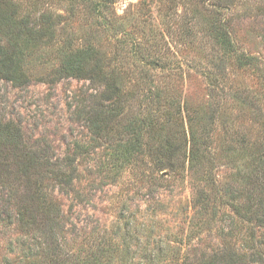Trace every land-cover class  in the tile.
Returning a JSON list of instances; mask_svg holds the SVG:
<instances>
[{
	"label": "rangeland",
	"instance_id": "rangeland-1",
	"mask_svg": "<svg viewBox=\"0 0 264 264\" xmlns=\"http://www.w3.org/2000/svg\"><path fill=\"white\" fill-rule=\"evenodd\" d=\"M13 1L19 15L49 16L53 29L47 43L20 45L28 81L0 78V122L18 126L30 144L48 145L52 161L72 159L74 189L52 192L67 218L66 250L76 255L68 264L88 255L99 256V264H181L225 246L247 252L242 264H264V228L235 215L229 200L264 153V0H235L231 7L229 0ZM217 24L242 58L215 40ZM89 46L111 57L108 69L123 76L127 97L123 118L103 137L92 134L81 111L101 85L79 77L49 81L62 55ZM154 57L162 60L153 67L143 61ZM210 106L209 142L200 148L202 163L190 170V129L201 127ZM154 121L159 131L150 129ZM135 122L143 127L142 146L128 155ZM239 135L246 148L235 143ZM165 139L181 147L174 172L155 171L147 156ZM193 181L209 191L208 206L194 207ZM234 193L236 203L246 194ZM20 236L16 222H0V264L25 261L32 240L22 247Z\"/></svg>",
	"mask_w": 264,
	"mask_h": 264
},
{
	"label": "trees",
	"instance_id": "trees-1",
	"mask_svg": "<svg viewBox=\"0 0 264 264\" xmlns=\"http://www.w3.org/2000/svg\"><path fill=\"white\" fill-rule=\"evenodd\" d=\"M234 1L229 0L230 7L234 6ZM219 4L220 0H218ZM17 5L13 0H0V78L21 84L28 81L30 76L19 64L20 45L37 44L43 41L47 43L48 39L52 38L53 23H50V17L44 14L38 20L24 14L19 15ZM213 33L215 40L226 46L236 59L242 58V55L232 49L233 41L225 26L215 25ZM62 56L60 67L51 72L49 81L54 82L60 77H79L87 79L92 84L101 85L99 94L93 95L89 104L84 105L81 111L84 113L83 117L88 128L95 137L108 136L114 128V123L123 118V101L127 100L123 88V76L108 69L111 58L108 54H100L99 50H94L90 46L74 49L71 53ZM161 60L154 57L153 60L145 58L143 61L153 67ZM237 91L238 97H241L240 92L244 91L238 89ZM184 103L185 110H189L187 101ZM212 108V106L209 107L201 127L198 123L196 129L192 127L190 129L186 156L190 170L202 163L201 158H204V154L199 152L201 146L206 148V143L209 142L208 136L215 119V109ZM187 118L190 123L193 119L195 120V117L190 115H187ZM159 126V123L154 121L149 127L156 132L160 130ZM129 128L133 137L124 145L127 146L125 152H129L128 155L131 149L138 147L140 149L142 146L140 141L143 130L137 122L131 123ZM235 143L243 148L247 147L243 135H239ZM179 149L181 147L174 145L168 139L158 140V143L151 145L147 156L153 169L157 172L164 169L174 172L175 158ZM257 152H260V146L251 153ZM209 163L208 173H211L214 162L209 160ZM62 167H66L65 170ZM242 178L245 185L234 187L232 196L229 198L235 215L242 217L245 221H255L257 226L264 228V153L259 154L251 171L245 173ZM75 179V168L72 166L70 157L63 163L52 161L48 145L30 144L24 139L18 126L11 121L0 122V222L18 224L22 232V236L19 237L20 246L23 247V244H26L28 237L32 240L30 246H27L28 254L24 258L25 261L20 263L18 260L17 264L76 263V255L66 250L65 246L64 232L67 218L52 197L55 189L62 192L72 191ZM208 179L209 185L215 184L212 176L209 175ZM46 181H50L51 184H45ZM196 183L193 181L191 185L192 202L195 208H204L209 205L210 194L208 190L199 187ZM236 191L246 192L239 203H236L239 197L235 195ZM97 248L100 253H103L100 242ZM92 256L82 257L78 264H99V256ZM247 257V252H238L235 248L225 246L203 254L196 261H190L185 257L181 264H242Z\"/></svg>",
	"mask_w": 264,
	"mask_h": 264
}]
</instances>
